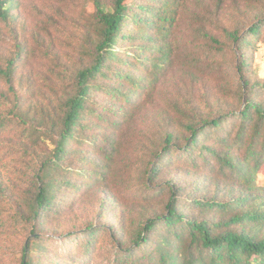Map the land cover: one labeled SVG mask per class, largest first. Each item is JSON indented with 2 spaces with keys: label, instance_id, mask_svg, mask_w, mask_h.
Segmentation results:
<instances>
[{
  "label": "trees",
  "instance_id": "trees-1",
  "mask_svg": "<svg viewBox=\"0 0 264 264\" xmlns=\"http://www.w3.org/2000/svg\"><path fill=\"white\" fill-rule=\"evenodd\" d=\"M17 1L0 0V23H10ZM93 2L94 21L81 31L77 65L57 71L56 82L45 69L39 73L46 101L29 98L34 85L30 67L23 72L32 58L26 42L18 41L0 61V80L10 90H0L9 105L0 111V131L27 134L32 143L23 144L25 152L37 161L13 216L29 228L19 264H53V257L89 264L102 235L114 239L111 264H264V186L258 180L264 167V81L255 80L253 69L264 41V14L229 29L225 40L207 30L206 18L191 36L204 41L190 61L198 69L221 74L233 66L228 74L234 103L208 115L181 112L178 132L166 131L157 147L144 152L146 166L136 179L140 198L148 205L164 200L162 208L150 207L127 231L125 225L116 231L89 222L77 238H62L69 243L63 256L58 248L50 253L56 242L52 222L93 191L108 189L126 127L174 64L181 0ZM18 83L27 86L18 91ZM177 167L194 179L190 191L177 175L168 176ZM211 181L214 194L207 189ZM107 201L103 195V207Z\"/></svg>",
  "mask_w": 264,
  "mask_h": 264
},
{
  "label": "rangeland",
  "instance_id": "rangeland-1",
  "mask_svg": "<svg viewBox=\"0 0 264 264\" xmlns=\"http://www.w3.org/2000/svg\"><path fill=\"white\" fill-rule=\"evenodd\" d=\"M260 1L222 0L219 8L220 0H181L174 36V64L159 78L152 95L138 107L134 120L126 127L122 153L116 157L112 166V179L108 189L100 187L93 191L92 195L67 209L52 222L56 242L50 244V253L59 249L58 255L63 256L69 243L62 242V238H77L89 222L93 221L97 226L114 228L116 231L123 230L125 225L124 230L127 231L133 228L141 216L148 213L150 207L162 208L164 200L148 205L140 198L143 188L136 179L146 166L144 159L142 160L144 152L157 147L166 131L178 132L180 123L183 122L181 112L191 116L196 115L195 112L208 115L212 114L210 111L224 107L227 101L234 103L231 91L235 84L228 74L233 71V66H229L221 74L198 69L190 61L204 41H191V36H194L198 27L204 26L202 19L206 18L209 21L207 30L225 40L229 29L247 25L256 15L264 14V3ZM103 2L110 3V0ZM95 9L93 0H18L12 10L10 23H0L1 62L16 49L18 41L26 42L31 48L32 58L28 67L23 70L25 72L30 67L29 74L33 73V94L29 96L31 102H44L47 99L44 96L45 83L39 78L40 72L45 69L56 82L57 71L73 69L77 65L82 57L81 31L84 25V30L90 28L89 23L94 21L91 16ZM253 69L255 80L263 82L264 41L258 43L255 50ZM26 86L18 83L17 89L20 91ZM0 90L10 92L5 81L0 80ZM10 97L13 95L10 94ZM7 106V101L0 98V111L7 112ZM24 143L31 146L32 141L27 134H21L17 130L0 131V264H19L29 235L28 227L13 220L18 203L25 198L33 169L37 166L36 157L25 152ZM185 172L184 168L177 167L168 172V176L177 175L190 191V183L194 179L188 173L184 178ZM258 180L264 186V167L259 172ZM207 189L214 194L217 191L216 183L211 181ZM134 194H138L139 198H134ZM103 195L109 199L104 207L101 204ZM261 233L264 235V230ZM113 240L102 235L95 247L96 256L89 264H111L110 258L116 251ZM74 245L72 243L69 249ZM57 259L53 257L51 263L62 264Z\"/></svg>",
  "mask_w": 264,
  "mask_h": 264
}]
</instances>
